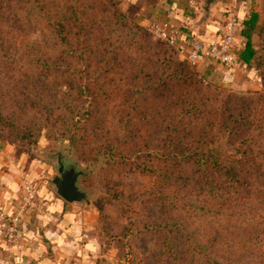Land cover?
Segmentation results:
<instances>
[{
    "label": "rangeland",
    "instance_id": "1",
    "mask_svg": "<svg viewBox=\"0 0 264 264\" xmlns=\"http://www.w3.org/2000/svg\"><path fill=\"white\" fill-rule=\"evenodd\" d=\"M93 3L94 8L90 7ZM256 8L261 19L255 31V45L260 48L264 47V0L256 1ZM73 11L87 13L86 18L106 28L113 46L121 52L124 65H116L109 72L104 71L107 64L99 66L98 44L106 35L95 31L91 39L92 54L88 52L85 49L88 43L84 41L86 33L78 30ZM133 11L134 8L122 0H0V108L7 118L0 121L1 141L14 144L30 161L35 159L40 163L42 168L36 170V175L48 189L52 188L49 179L55 174L48 155L60 147L69 148L83 165H96L93 173L82 180L83 186L92 191L91 204L82 206L85 209L82 218L87 221L84 230L91 232L100 243L97 259L107 261L106 264H166L165 237H168L167 244L172 245L168 250L174 253L175 240H181L177 248L179 264L185 257L188 262L200 264L202 255L209 264H264V169L241 172L244 175L241 181L244 178L250 181V192L254 187L256 195L244 196L246 186L240 183L238 188L242 195L219 198L217 194H226L220 190L228 189L230 183L216 177L213 171L195 173L189 161L168 157L177 153V142L182 139L180 131H169L166 139L167 121L173 119V126H178L181 119L178 106L196 99L194 92L185 95V90L200 88L207 96L202 99L209 97V100L202 112L194 116L203 117L197 121L201 126L210 121L212 128L195 127L193 135L205 130L206 138L213 141L210 149L215 155L228 159L238 157L239 140L228 130L218 131L215 127L217 122L227 119L228 114L238 117V108L243 110L248 125L239 128L242 135L237 138L253 133L255 121L264 123L262 73L254 62L262 84L256 99L253 94L256 91L222 85L217 75L200 70L193 60L181 57L175 46L157 38L150 32L152 25L148 31L140 24L150 34L149 37L144 32L147 38L167 43L168 54H173L171 48L177 50L179 60L189 65L195 77L192 85L173 83L170 91L157 96L138 95L133 88L143 83L134 75L141 65V58L135 55L143 54L134 52V31L129 23L134 22ZM120 12L126 16V22L114 17ZM64 30L68 36L65 42L62 40ZM64 49L67 52L61 54ZM81 53L83 57H78ZM45 57L79 69L81 78L73 73L60 76L58 69L51 73L45 65ZM143 67L148 70L146 65ZM149 71L154 72V68ZM139 74L141 79L146 78L143 72ZM79 86L82 96L77 90ZM63 92L69 94V110L75 106L81 109L75 113L80 115L77 119L89 114V120L82 121L84 142L73 144V132L63 124L64 107L68 102L61 104L59 112L49 109L57 98L65 97ZM235 96L244 99L233 105L238 100ZM187 99L190 100L187 102ZM255 102L259 103V109L255 110ZM226 106H230L231 111H226ZM151 107L157 112L148 111ZM13 113H17L15 118L10 117ZM259 128L264 130L262 125ZM22 131L32 133L33 140L19 139L17 135ZM254 148L260 153L258 157L264 159V141L256 139ZM120 153L125 155L126 161L120 160ZM181 175L187 176L181 178ZM37 201L35 210L42 212L38 198ZM126 232L127 236L123 234ZM138 234L143 237L135 238ZM152 234L158 240V247L149 245L146 239ZM191 238L193 244L195 240L204 243L205 249L198 247L193 251L188 244H182V239ZM208 240L211 243L207 244ZM160 250H163L162 258ZM153 251L158 254L151 256Z\"/></svg>",
    "mask_w": 264,
    "mask_h": 264
},
{
    "label": "crops",
    "instance_id": "2",
    "mask_svg": "<svg viewBox=\"0 0 264 264\" xmlns=\"http://www.w3.org/2000/svg\"><path fill=\"white\" fill-rule=\"evenodd\" d=\"M122 1L134 8V20L146 28L155 23H166L173 28L177 39L173 46L181 57L187 59H190V42L194 39L208 44L210 40L219 38L220 27L227 20L237 21L251 11L260 13L256 8L258 0L218 2L207 16L204 15L202 0ZM257 27L252 34L254 45ZM244 41L242 27L237 22L234 56L239 63L235 66L227 67L206 56L190 60L200 70L217 75L222 85L241 91H258L262 84L254 62L245 63L238 59ZM38 168L42 166L37 160L30 161L14 144L0 139V264H106L107 261L97 259L99 241L90 235L91 232L84 230L87 221L82 218L83 205L68 203L53 191V187L48 189L42 185L36 175ZM25 185L39 186L35 190L43 210L40 212L33 208L29 212L24 211L20 221L23 237L16 243L9 242L5 237L6 221L2 215L19 210Z\"/></svg>",
    "mask_w": 264,
    "mask_h": 264
},
{
    "label": "trees",
    "instance_id": "3",
    "mask_svg": "<svg viewBox=\"0 0 264 264\" xmlns=\"http://www.w3.org/2000/svg\"><path fill=\"white\" fill-rule=\"evenodd\" d=\"M95 6L96 4L93 3L90 7L94 8ZM86 15L79 14V13L77 14L76 11L72 12V18L77 23L78 30L81 31L82 29V31L86 33V39L84 41H86L88 44L85 47V49L92 54V51H93V47L91 46L92 36L95 34V31H101L100 33H103L106 36H105V39H101L100 40L101 43L98 44L100 51L97 53L99 56L101 54V57H99V60H100L99 66H105L107 64L104 71L108 70L107 72H109L113 68H116V65H124L125 63L120 58L121 52L118 50V48L115 45L113 46V42L112 40H110V34L109 32H107L106 28L99 27L94 20L89 19V17L86 18ZM63 17L65 18L66 15L63 14ZM114 17L117 19V21L121 22L122 19L125 21L126 16L124 15L123 12H120V13H117L116 16ZM260 19H261V14L256 11H251L250 13L245 14L244 17L238 18L237 22H239V24L241 25L242 33H243V36L245 37V41L243 43V49L240 51L238 55V59H240L241 61L245 63H250L252 61L255 62L258 70H260V72L263 75V83H264V47H260V48L256 47L254 45V41L252 40V34L255 28L257 27V23L259 22ZM129 23L132 25L133 31H134L132 35L133 39L131 38L133 40L134 45L136 46L134 52L143 54V55L140 54L139 57L138 55H135V57L141 58L139 59V62L141 63V65L137 73H135L134 75L138 80H141L143 84L134 87L133 88L134 92L142 96L146 94L157 96L158 94L170 91L171 85L173 83L192 85L191 81H193V78L195 76L191 73V71H189V68H188L189 65L179 60V57L177 55V50L171 48L170 53H173V54L172 55L168 54L167 48H169V46L167 45V43H165L164 41L154 42L152 41V39L147 38L150 34L147 32L146 28L141 26L135 20L134 22L129 21ZM84 26L87 28V32ZM144 32L147 33L148 36L144 35ZM62 40L64 42L68 41L67 31L65 30L64 32H62ZM62 51L63 52L61 54H65L67 52L66 49ZM78 57H83V54L81 53L80 55H78ZM45 58L47 59V61L45 62V65L51 73L54 70L58 69L60 70V73H61L60 76L67 75V73H73V75L75 74V76H79L81 78L82 73L79 72V69H75V68L71 69V68H68L66 65H62L63 63L61 60L51 61L48 57H45ZM132 60L128 61V64H131ZM37 63L41 65L40 62L37 61ZM145 65L148 67V70L144 69L143 66ZM118 67H121V66H118ZM152 67L154 68V72L149 71ZM138 72L139 73L143 72L146 78L141 79V75ZM71 90L72 89H70L69 91ZM77 90L80 96H82L83 91L81 90L80 86L77 87ZM189 92L190 93L194 92V94H196V99H191V100L187 99V102L190 100L188 104L178 106V117L181 118L179 120L178 126H173V124L171 123L173 119H169L167 121L166 139H168L169 131H180L182 133V139H180L177 142V149H176L177 153L174 152L172 155L169 154L168 157H174V158L178 157L182 161H189L192 165H194L195 173L213 171L216 177H221V179H223L224 181L229 182L230 187L228 189L220 190V191H224L226 194H217L219 198H222V197L225 198L227 196L228 197H238L242 195L243 192L239 194L240 191H239L238 186L240 185V183L246 186V192L244 193L245 194L244 196L248 197V195H256V190L254 187L252 191L250 192L251 187H252L250 184V181H248L246 178H244V180L241 181V177L244 176L241 174V172L242 171L252 172L253 168H257L259 170L264 169V159L258 157L260 153H256V149L254 148L256 139H259V141H264V130H261L259 128L261 125L263 127L264 123L255 121L254 122L255 128L253 129V133H248L244 137L237 138V136L240 137V135H242V133L239 131V128L245 124L248 125V121L243 116L242 109L240 108L237 109V111H239L238 117L231 116L230 114H228L227 119L217 122L215 128H217L218 131L228 130L230 132V135H233L234 139H238L240 142V147L238 149V153H239L238 157H235L232 159L220 158L211 151L210 144L213 141L210 142L206 138L205 130H203L199 135H196V136L193 135L194 134L193 129L195 127L212 128V123L210 121L207 122L205 126H201L199 123H197V121L201 120L203 117L199 116L197 118L196 116H194L195 113L202 112L203 110L202 108L207 105L209 97L207 99H202V97H207V96L206 94H204V92L200 88H196L192 90L186 89L185 95ZM219 92H221V90ZM63 93L65 95L64 98H57L56 104L49 106V109H51V111L52 110L55 111L56 109H58V112H59L60 111L59 108H61V104H66L68 102L67 99L69 98V94H67V92H63ZM253 94L254 96H256L255 98L258 99L257 95L259 94V92L256 91V93H253ZM164 96H166V94H164ZM235 97L238 100H235L233 105H236L238 102H241L244 99L238 96H235ZM216 99L213 101H216ZM19 102L25 103L21 100H19ZM70 102H68V104L64 107L65 118L62 120L63 124H65L68 127V130L70 129L73 132V144L77 141H79V143L84 142V135H83L82 128H81L82 121L89 120L90 118L88 117L89 114L82 116L81 119H77V118H80V115H75V113L76 112L79 113L81 109L75 106L74 109L69 110L67 106H69ZM226 102H228V100ZM255 103L257 105L255 110L259 109V103L257 102ZM45 104L47 105L48 103H45ZM230 108H231L230 106H226L225 110L231 111ZM260 108L262 109V105H260ZM148 111L157 112L152 107L149 108ZM16 115L17 113H13L10 115V117L15 118ZM254 115L257 118L259 113L257 112ZM4 119H7V118L5 117L2 109L0 108V121L1 120L3 121ZM11 125L14 127L15 123H11ZM17 137L22 140H25L28 138H30L31 141L33 140L32 133L25 132V131L18 133ZM113 151L114 149L113 147H111V152ZM76 154L81 158L83 157V155L80 153H76ZM155 155L156 153L154 154V156ZM119 157L121 161L123 160L126 161L124 154L120 153ZM183 176H187V175H181L179 177L183 178ZM210 184H213V183H210ZM242 199H245V197H243ZM168 200L175 201L173 198H168ZM123 234L127 236L129 233L126 232ZM142 237H143L142 234H138L136 235L135 238L141 239ZM146 239L147 241H149V245L153 244V245H157L158 247V240L156 239L154 234L147 235ZM163 240L165 242V246L163 248H166L165 253H164L165 263L167 264L168 262V264H173V261L176 260L175 264H179L180 253L177 251V248L178 246H180L181 240L179 239L178 241L175 240L176 242L175 243L176 244L175 253L170 252L168 250L172 248V245H170V243L167 244L168 237H165V239ZM193 241L194 239L192 240L182 239V244L184 245L188 244V247H190L193 251L195 250V248L197 249L198 247L205 249L204 243L202 242L199 243L198 240H195L193 244L192 243ZM171 243L174 246V243L173 242ZM206 243L209 244L211 243V241L208 240L206 241ZM159 248L161 249V246ZM146 250L147 249H143V251H146ZM157 254L158 252L156 251H153L152 253H150L151 256L157 255ZM162 255H163V250H160L159 257L162 258ZM202 256L199 257L201 260L200 264H209L208 261L202 259L203 258ZM206 257L212 258L208 255H206ZM212 259L216 263H219L218 260L214 258ZM181 264H195V263L188 262V259L185 257Z\"/></svg>",
    "mask_w": 264,
    "mask_h": 264
},
{
    "label": "built area",
    "instance_id": "4",
    "mask_svg": "<svg viewBox=\"0 0 264 264\" xmlns=\"http://www.w3.org/2000/svg\"><path fill=\"white\" fill-rule=\"evenodd\" d=\"M237 21L236 19L227 20L220 27V36L217 39L210 40L208 44L203 43L199 39H194L190 42L189 58L195 59L200 56H206L216 61L222 62L225 66H235L239 62L235 59V33H236ZM152 33L163 40H166L170 44H175L176 31L173 28H169L166 23L160 25L155 23L152 25ZM36 188L32 185H25V194L22 197V204L19 210L12 214L2 215L5 219V237L9 242H18L23 237L22 229L20 226L21 216L24 211L33 209L37 206L38 201L36 197Z\"/></svg>",
    "mask_w": 264,
    "mask_h": 264
},
{
    "label": "water",
    "instance_id": "5",
    "mask_svg": "<svg viewBox=\"0 0 264 264\" xmlns=\"http://www.w3.org/2000/svg\"><path fill=\"white\" fill-rule=\"evenodd\" d=\"M204 15L211 12L216 3H225L227 0H202ZM216 152V150H214ZM49 161L54 164L55 174L49 179L53 191L64 201L77 205H90L92 191L83 186L82 180L90 176L96 165L85 166L72 156L69 148L60 147L58 151L48 155Z\"/></svg>",
    "mask_w": 264,
    "mask_h": 264
}]
</instances>
